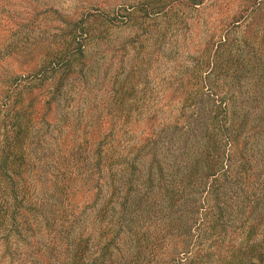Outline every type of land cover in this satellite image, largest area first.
I'll use <instances>...</instances> for the list:
<instances>
[{"label":"rangeland","instance_id":"obj_1","mask_svg":"<svg viewBox=\"0 0 264 264\" xmlns=\"http://www.w3.org/2000/svg\"><path fill=\"white\" fill-rule=\"evenodd\" d=\"M186 1L0 0V151L10 141L5 140L10 128L3 125L6 105L33 122L23 145L31 169L10 166L14 176L6 194L0 193L8 210L0 209L8 222L0 231V264H70L80 237L88 242L82 264H98L103 254H111L116 264H246L240 247L264 240V137L256 141L250 164H242V174L224 182L209 203L189 184L180 188L184 197L171 210L174 179L185 172L165 168L167 181L157 201L171 213L153 218L149 167L142 166L151 158L149 145L144 154L119 149L123 131L113 82L116 78L120 85L134 64L149 60L142 65L149 100L143 112L134 108L126 118L133 139L149 137V110L156 109L152 120L165 126L162 143L203 136L207 120L196 115L214 102L199 93L201 86L225 92L213 83L219 84L215 70L210 72L211 60L213 68L219 61L220 37L239 42L245 55L251 46L264 49V2L252 14L246 0H204L196 6ZM119 7L123 13H117ZM83 21L97 28L81 38L86 64L63 83L60 71L35 79L42 59L59 49L67 31L69 42ZM243 89L253 90L245 100L254 106L257 89ZM261 91L258 105L264 111ZM186 123L199 129L185 132ZM159 142L156 156L163 157ZM110 150L113 158H107ZM122 160L141 164L127 188L129 167L121 166ZM154 169L159 171L157 165ZM61 184L67 189L60 195ZM256 195L261 198L254 200ZM111 196L116 200L102 216L99 210Z\"/></svg>","mask_w":264,"mask_h":264},{"label":"trees","instance_id":"obj_2","mask_svg":"<svg viewBox=\"0 0 264 264\" xmlns=\"http://www.w3.org/2000/svg\"><path fill=\"white\" fill-rule=\"evenodd\" d=\"M203 1L204 0H187L186 3L196 6L203 3ZM246 2L247 10H250V7H252L250 11H252L253 14L260 9L264 0H246ZM146 8L147 7H143L142 9L149 14V10ZM124 10L119 7V9L117 8V13H123ZM80 24L81 30L79 28L73 29L72 38L70 36L69 42L67 41V31L62 36L64 41L62 40L59 44V49L49 51L42 59L41 71L33 74L35 79L40 80L39 75L50 70L52 72L60 71L59 83H63L78 67L86 64V50L81 38H83L84 34L88 35L91 31L92 33L97 31V28L91 27V25L87 28L86 22L84 21ZM107 29L108 28H106L105 31L101 30L100 32H106ZM97 36L99 35L97 34ZM223 38L220 37V46L217 47V53L220 55L218 58L219 61L215 59L216 66L213 68L214 64L211 60L210 72L215 70L214 80L215 78L219 79V84H217L216 81L213 83H216L217 87L222 86L225 92L214 91L215 89L206 86V84L204 86L202 85L199 91L202 96H206L214 102V106L201 109L196 115L200 116L201 114V116L207 120L201 125L204 128L203 136H198L196 138L187 137L186 139L179 138L168 141L162 140V143L161 141L159 142L161 132L165 126L154 123L153 120L155 118L154 114H156V109H150L149 119L152 122L149 124V137L142 141L134 140L132 136L133 128L128 119L130 120L134 115V108L135 111L141 110V112H143L144 106L149 100V78L143 74V70L146 69L142 66L144 64H149V60L144 58L141 64H134L132 70L126 75L125 79L120 82V85L117 84L118 80L114 78L113 83L116 85L115 94H117V105L114 109L115 113L118 114L117 118L123 131L119 139V149H122V147L126 150L129 149L131 154L136 155L146 151L149 145V158H151L142 166L149 167V197L152 196L153 200H155L154 204H152L153 214L150 216L152 218L160 216V213H171L169 208L160 206L157 201L159 199L157 196L160 194L157 193V191L167 181V174L164 172L165 168L170 172L179 169L185 172L184 177L174 179V186L177 189L171 192L172 195L169 200V203H171L169 205L171 206V210L179 203L180 198L184 197V193H181L180 188L184 187L183 189H186L185 187L189 184L195 185L193 188L200 190V198L204 204L205 202L209 203L210 200L213 199L216 190L220 189L222 185H224V182H228L229 178L232 176L242 174V164H250L249 161L254 154L253 150L255 149L256 141L264 137V131H259L260 126L264 122V111L258 105V103L262 101V97L260 98L259 94L262 93L261 90L264 89V49L258 50L254 46L247 45L251 47H248L249 53L245 55L242 54V48L241 45L238 44L239 42H237L236 45L234 44L235 42L230 43L232 42L230 38L226 39L224 36ZM220 47L224 49L222 53L220 52ZM258 51L259 53H257ZM203 64L205 63L202 62V65ZM121 72L122 71H120L119 74ZM242 85H244V87L257 89L256 91H258V94L256 93L252 100L256 102L254 106H247L245 100L253 90L244 91L243 89L241 91L239 88ZM205 86L207 88V93L204 92L206 88L203 90ZM58 88H60V85H58ZM137 91H139L140 94ZM5 107L9 108L5 110L3 114L5 119L3 125L8 129L10 128L5 140L7 141L10 139V141L6 142L2 147V151H0V193L2 194H6V190H8L6 188L12 176H14V173L11 172V168L9 169L10 166L17 164L19 167H15L19 169L28 167L29 170L30 168V163L26 158V150L23 145L24 137L30 133V124L33 123L32 117L27 116L23 119L25 116L20 111L14 109L13 106L6 105ZM181 128L185 132H193L199 129L197 125L188 123ZM106 137L108 138V133L105 135V139ZM252 139H254V141ZM158 142L161 144L159 149L163 157L156 156L157 149L155 146ZM113 155L114 152H111V150L109 154L107 152V158H113L111 157ZM119 157L120 155L117 158L119 159ZM123 158L126 159L125 157ZM116 164L119 165L120 160H117ZM124 165L125 167H129L125 171L128 175V182L125 185V188H127L135 178L133 169H138L141 164L136 160H132V164L130 160H128V162L122 160L121 166ZM155 165H157V169L159 168L158 172L154 169ZM157 173L158 175H156ZM241 176L242 175H240V177ZM65 185L66 184H61V186L58 185L57 189L60 195L63 193V189H67ZM225 193L223 198L227 195V192ZM15 198L13 202L14 205L17 202V198ZM257 198H261L260 195H256L254 200H257ZM114 200H116V198L111 196L108 198L106 206L100 208L99 211L102 216L108 215V210L114 204ZM0 209L5 213L8 211L1 202ZM104 218L105 217H102V219ZM217 224L218 223L214 222L213 226ZM6 225H8L6 216L0 214V231L2 227ZM167 228L169 227L167 226ZM215 228L217 229V226ZM249 239L251 241L252 238ZM257 244H248L246 250L240 247L239 251L244 257V263L264 264V240ZM87 249L88 242L86 239L84 237L77 239L72 249L71 258L73 261L70 264L84 263ZM253 257H255V260ZM100 259L101 261H99L98 264H116L111 254L106 256L103 254V258Z\"/></svg>","mask_w":264,"mask_h":264}]
</instances>
